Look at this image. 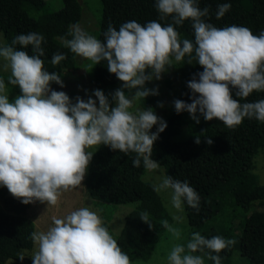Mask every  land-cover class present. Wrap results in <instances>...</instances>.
Returning a JSON list of instances; mask_svg holds the SVG:
<instances>
[{"label": "clouds", "instance_id": "obj_1", "mask_svg": "<svg viewBox=\"0 0 264 264\" xmlns=\"http://www.w3.org/2000/svg\"><path fill=\"white\" fill-rule=\"evenodd\" d=\"M197 4L198 0H155L161 19L171 14L173 23L161 24L153 19L141 24L133 19L124 21L118 29L109 24L103 40L73 24L70 38L58 37L63 46L93 65L106 62L107 70L122 82V88L112 92L110 98L94 89L86 99L77 96L73 102L64 91L50 89V82L61 88L63 83L56 71L43 67L41 33L16 34L10 44L0 39V61L4 62L0 68L10 71L7 81L20 91L10 101L0 76V186L24 204L33 200L56 204L63 190L82 186L94 152L89 149L101 144L135 153L133 166L142 162L148 170L157 169L158 161L151 158L152 145L166 122L151 108L138 105L144 97L157 93L155 87H144L145 82L160 79L173 60L179 62L186 55L191 60L194 54L203 70L196 73L198 79L187 81V87L197 94L195 98L191 102L173 101L177 113L186 111L196 122L200 116L204 120L218 119L229 127L249 115L264 119V96L243 103L233 98L264 89V30L256 35L243 25L216 27L202 19L208 7ZM216 7L215 16L219 18L231 5L226 0ZM186 18L191 20L194 40L182 38L174 27ZM17 44L21 47H14ZM28 45L31 55L24 50ZM63 59L64 53L56 52L51 63ZM153 125L156 130L149 132ZM195 139L197 143L200 140ZM154 190L169 192L176 209L186 203L199 210V194L187 180L163 175ZM142 217L147 220V213ZM163 223L167 225V221ZM172 231L179 236L176 229ZM31 236L37 245L32 264H131L102 218L88 206L53 217L46 230ZM231 239L192 232L186 245L174 244L166 259L168 264H204L203 257L193 253L207 249L210 251L205 255L212 264H220L216 252ZM18 258L22 260L23 253Z\"/></svg>", "mask_w": 264, "mask_h": 264}, {"label": "trees", "instance_id": "obj_2", "mask_svg": "<svg viewBox=\"0 0 264 264\" xmlns=\"http://www.w3.org/2000/svg\"><path fill=\"white\" fill-rule=\"evenodd\" d=\"M99 1L101 13L96 37L101 40L109 24L118 29L124 21L133 19L141 24L153 19L161 24L173 23L171 14L161 19L154 7L155 0ZM61 2V9L49 12L44 9L43 0H0V31L4 43L10 44L19 33H41L44 37L41 45L44 49L43 67L57 74L73 69L76 60V54L63 46L58 37L70 38V27L81 17L79 0ZM224 2L226 0H198V7H208V14L202 19L216 27L243 25L256 35L264 30V0H227L231 7L217 18L216 6ZM29 9L36 11L37 15L30 16ZM174 27L182 38L194 40L190 19L186 18ZM24 50L32 54L30 45L24 46ZM56 52H63L64 59L54 65L51 57ZM202 70L194 54L191 60L186 55L177 62L180 90L174 100L191 102L195 98L197 94L187 87V81L198 79L196 73ZM0 76L10 94H20L18 86L8 83V74L0 73ZM90 84L94 89L109 91L121 86L122 82L107 70L106 62L101 61L93 65ZM257 96H264V89H253L247 97L233 95V98L243 103ZM158 118L166 122V127L153 142L151 158L158 161L164 175L187 180L200 197L199 210L186 203L183 205L190 229L205 237H232L230 243L216 252L221 257L220 264H231L235 250L246 264H264V212L258 210L264 206V187L253 172L254 155L261 151L264 159V119L249 115L234 127L218 119L204 120L202 116L196 122L186 111L177 113L173 105L171 112ZM184 128L187 136L173 140ZM155 130L156 125H153L149 132ZM196 137L200 138L198 143ZM208 139L211 143L207 142ZM134 156L132 152L124 153L107 145H98L88 162L84 186L87 196L99 210L104 204L137 202L136 208L125 215L115 240L130 261H145L152 255L170 221L154 185L141 178L146 172L142 162L139 166L132 165ZM8 193L6 187L0 186V200ZM145 212L147 220L142 217ZM163 221H167V225ZM34 232L30 218L0 209V264L8 260L13 264H32L31 260L19 259L18 254L32 249L31 234ZM209 251L205 249V252ZM205 252L202 253L205 255ZM205 264H212L208 256Z\"/></svg>", "mask_w": 264, "mask_h": 264}, {"label": "rangeland", "instance_id": "obj_3", "mask_svg": "<svg viewBox=\"0 0 264 264\" xmlns=\"http://www.w3.org/2000/svg\"><path fill=\"white\" fill-rule=\"evenodd\" d=\"M43 2L44 9L49 12L57 11L62 7L61 0H43ZM79 4L81 7V17L77 24H79V26L86 30L89 34L96 36L101 13L100 1L79 0ZM28 13L30 16L37 15L36 11L30 9L28 10ZM0 39L3 40L1 31ZM75 59L76 60L73 69L58 74L60 75L63 83L62 88L60 85L50 82V89L64 91L70 97V100H73V102L74 98L77 96H79L81 99H86L87 95H92V91L94 90L90 84L93 71V62L77 54L75 55ZM2 63L4 62L0 61V64ZM176 64L177 61L173 60L171 66H167L166 69L161 72L160 79H153L151 81L145 82L144 87L149 89L155 87L157 89V93L155 95L150 94L144 97L143 101L139 102V107L151 108L157 117L165 116L171 112L175 95L180 90V85L177 80ZM0 73L9 75L10 71L0 68ZM118 88H122V85L109 91H103V93L110 98V94ZM85 90H87V92ZM123 90L126 93L128 92L127 89ZM6 94L8 95L10 101L15 97V95L10 94L8 90H6ZM93 99L95 100V97H93ZM186 136L187 132L184 128L179 135L173 138V140L183 139ZM97 147L98 145L93 146L89 150L95 151ZM253 164V172L257 175L259 184L264 187V159L261 151H258L254 155ZM86 170L81 181L82 186H70L68 189L63 190L60 193L59 200L56 204H49L39 200H33L28 204H24L21 203L19 198H16L11 193H8L0 200V209L5 210L8 213H19L30 218L34 224L35 232H40L47 229L53 217L63 216L77 207L88 206L102 218V222L108 228L110 234L116 238L123 226L125 215L136 208L137 202H129L113 206L104 204L102 207L103 209L99 210L93 205L92 201L86 194L84 186ZM163 175V170L159 166L154 170L146 169L145 174L141 178L143 181L154 185L159 182V178ZM157 194L162 201L166 215L170 222L168 223L167 228L162 234L160 240L156 244L150 258L145 261L134 260L131 261V264H168L166 257L172 246L176 243L186 245L187 240L190 239V234L194 232L190 229L184 209H176L171 204L169 192L157 191ZM258 210L264 212V206L260 207ZM239 219L242 218L239 217ZM172 229H176L179 232L178 237L174 235ZM236 244L237 240L235 241V245ZM36 250L37 245L35 242H33L32 249L23 252L24 258L31 260V256ZM193 254L201 255L204 259V264L206 263V256L202 252H194ZM5 264H13V261L8 260L5 262ZM231 264H246V260L242 258L235 250L231 257Z\"/></svg>", "mask_w": 264, "mask_h": 264}]
</instances>
